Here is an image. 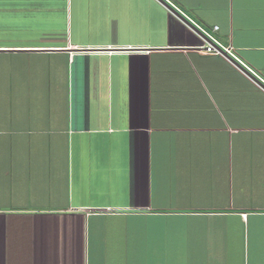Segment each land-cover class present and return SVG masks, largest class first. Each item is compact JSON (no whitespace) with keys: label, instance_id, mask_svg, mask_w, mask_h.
Wrapping results in <instances>:
<instances>
[{"label":"crops","instance_id":"crops-1","mask_svg":"<svg viewBox=\"0 0 264 264\" xmlns=\"http://www.w3.org/2000/svg\"><path fill=\"white\" fill-rule=\"evenodd\" d=\"M121 2L0 0V264H264V0Z\"/></svg>","mask_w":264,"mask_h":264},{"label":"built area","instance_id":"built-area-1","mask_svg":"<svg viewBox=\"0 0 264 264\" xmlns=\"http://www.w3.org/2000/svg\"><path fill=\"white\" fill-rule=\"evenodd\" d=\"M195 25V24H194ZM196 26V25H195ZM197 27V26H196ZM192 29V28H191ZM195 35L199 38L200 44L196 48L203 54H211L216 56H223L226 58L234 59L239 63V66L243 67V71L246 74L255 75L254 72L244 65L233 53L232 47L222 45L210 32L203 30L202 28L197 27ZM218 27L215 26L213 31H217ZM229 58V59H230ZM249 75V76H250ZM252 78V77H251ZM253 79V78H252ZM87 212H92L93 210H86Z\"/></svg>","mask_w":264,"mask_h":264},{"label":"rangeland","instance_id":"rangeland-1","mask_svg":"<svg viewBox=\"0 0 264 264\" xmlns=\"http://www.w3.org/2000/svg\"><path fill=\"white\" fill-rule=\"evenodd\" d=\"M113 5V12L118 11V13H122V15L125 17H121L123 19L122 21L127 22V16L130 13V8L126 7L121 0H112ZM133 16H134V23H137V20L139 19L138 16L136 15V10L133 9ZM73 18V15H71ZM76 18V17H75ZM74 21V19L72 20ZM113 21V20H112ZM97 22H101L103 25L108 23V19L106 14H100L99 16L93 12H90L89 14H85L82 12L79 16H77V23L80 25V37L81 39H87V38H92V37H97L95 31L90 32V26L93 24H96ZM129 24V23H128ZM72 31V28H71ZM67 33H68V28H67ZM67 36V34H66Z\"/></svg>","mask_w":264,"mask_h":264},{"label":"water","instance_id":"water-1","mask_svg":"<svg viewBox=\"0 0 264 264\" xmlns=\"http://www.w3.org/2000/svg\"><path fill=\"white\" fill-rule=\"evenodd\" d=\"M237 64V63H236ZM238 65V64H237ZM239 66V65H238ZM241 67V66H239ZM242 69V68H241ZM251 76V75H250ZM256 82H258V80H256L253 76H251ZM259 83V82H258ZM260 84V83H259Z\"/></svg>","mask_w":264,"mask_h":264}]
</instances>
